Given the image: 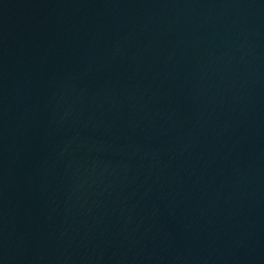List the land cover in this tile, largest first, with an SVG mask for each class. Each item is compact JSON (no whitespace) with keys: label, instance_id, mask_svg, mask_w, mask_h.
Returning a JSON list of instances; mask_svg holds the SVG:
<instances>
[{"label":"water","instance_id":"95a60500","mask_svg":"<svg viewBox=\"0 0 264 264\" xmlns=\"http://www.w3.org/2000/svg\"><path fill=\"white\" fill-rule=\"evenodd\" d=\"M0 264H264V0H0Z\"/></svg>","mask_w":264,"mask_h":264}]
</instances>
